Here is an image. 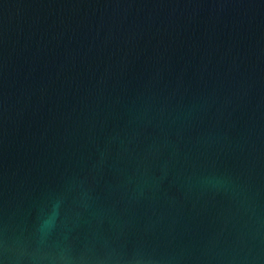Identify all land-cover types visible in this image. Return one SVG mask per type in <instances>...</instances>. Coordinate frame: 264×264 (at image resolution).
<instances>
[{
  "label": "water",
  "instance_id": "1",
  "mask_svg": "<svg viewBox=\"0 0 264 264\" xmlns=\"http://www.w3.org/2000/svg\"><path fill=\"white\" fill-rule=\"evenodd\" d=\"M0 264H264V0H0Z\"/></svg>",
  "mask_w": 264,
  "mask_h": 264
}]
</instances>
